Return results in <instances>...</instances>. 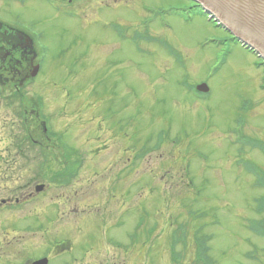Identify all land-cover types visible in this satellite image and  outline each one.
<instances>
[{"label": "rangeland", "instance_id": "obj_1", "mask_svg": "<svg viewBox=\"0 0 264 264\" xmlns=\"http://www.w3.org/2000/svg\"><path fill=\"white\" fill-rule=\"evenodd\" d=\"M107 2L113 0H76L71 8L81 15L77 18L55 12L48 0L0 3L2 17L33 22L49 50L41 76L23 91L24 97L10 87L0 94V203L6 206L5 201L22 197L27 189L36 192V202L24 204L18 214H0V264L47 254L50 246L42 238L36 242V227L48 236L51 232L50 239H64L67 250H73H56L50 264H144L146 253L150 264H198L192 248L187 255L170 257L172 221L190 223L192 215L196 236L188 242L205 235L217 264H264L259 249L264 238L249 227L257 218L253 200L263 193L253 182L249 162L264 168V154L240 145L245 137L264 138L262 59L234 43L196 7L190 9L194 5L188 0ZM144 6L154 21L148 44L163 38L171 52L152 42L146 53L144 41L134 44L143 51L133 50L122 38L101 32L96 22L113 20L107 19L113 7L119 12L113 16L133 32L144 27ZM176 8L188 11L180 15ZM204 79L211 91L199 95L196 85ZM86 83H91L86 90L77 86ZM61 89L75 95L63 114L59 111L68 98ZM38 94L45 98V112L54 116L52 141L36 132L42 120L36 117L35 123L27 116L35 110ZM30 106L34 109L24 113ZM160 132L167 144L159 153H149ZM57 133L79 160L78 172L62 183L56 172L68 161L60 156ZM20 143L34 149L24 160L14 154L6 158ZM182 173L193 182L190 192L180 186ZM29 211H35L36 221ZM147 213L131 246L136 253H119L97 230L108 220V236L130 243L134 224ZM154 222L160 238L148 235Z\"/></svg>", "mask_w": 264, "mask_h": 264}, {"label": "flooded vegetation", "instance_id": "obj_2", "mask_svg": "<svg viewBox=\"0 0 264 264\" xmlns=\"http://www.w3.org/2000/svg\"><path fill=\"white\" fill-rule=\"evenodd\" d=\"M68 3L72 5L75 4L74 0H68ZM38 58L39 51L36 47L35 38L28 32L21 30L18 25L0 19V73L2 85L4 87H10L11 91L17 93H23V91L32 88L33 85L35 86L36 84H33L32 82L34 80L36 81V77H39L42 74V65L39 62H36ZM22 143L18 144L17 147L10 149V151L7 152L6 158L14 154L15 156L19 155V158L22 155L24 160V157L28 153H31V150L34 148H31L30 150L29 147L22 148ZM35 200L36 192L27 189L22 197H16L13 201L9 202L5 201L8 203L6 206L4 203H0V214H3L5 211L18 214L17 211H12L11 209H15L18 206L30 202H36ZM29 212L35 215L34 221H36L35 211H33V213L32 211ZM12 230L19 232L17 231L18 228H12ZM47 233L49 234V232ZM33 234L34 237H37L36 242L39 241V236L36 235L41 234L44 237L46 236V234L40 233V229L37 227L33 230ZM13 236H17L16 233ZM17 241L20 242L18 239ZM132 244V242L129 243L130 248Z\"/></svg>", "mask_w": 264, "mask_h": 264}, {"label": "water", "instance_id": "obj_3", "mask_svg": "<svg viewBox=\"0 0 264 264\" xmlns=\"http://www.w3.org/2000/svg\"><path fill=\"white\" fill-rule=\"evenodd\" d=\"M200 1L213 8L223 21L249 33V37L255 38L264 49V0Z\"/></svg>", "mask_w": 264, "mask_h": 264}]
</instances>
